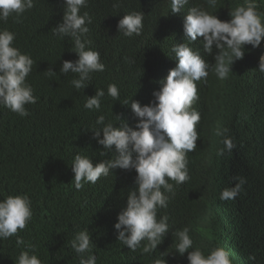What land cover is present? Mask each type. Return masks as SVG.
<instances>
[{
	"label": "trees",
	"instance_id": "trees-1",
	"mask_svg": "<svg viewBox=\"0 0 264 264\" xmlns=\"http://www.w3.org/2000/svg\"><path fill=\"white\" fill-rule=\"evenodd\" d=\"M242 2L217 0L213 8L206 0H189L179 14L172 15L170 0H88L80 14L87 12L92 17L91 24L86 22L87 35L90 47L100 52L105 70L92 73L90 84L80 90L70 84L78 77L58 71L68 55L69 41L55 37L52 24L62 15L65 0H35L20 22L14 17L0 21V29L16 33L17 44L34 59L30 81L37 98L35 104L26 105L27 117L0 106V200L26 194L33 213L23 230L0 240V264H16L21 251H33L29 244L35 245L34 254L42 264H79L80 256L70 241L85 229L96 264H153L156 259L180 264L177 260L187 259V253L176 252L178 240L173 234L185 227L193 249L219 246L231 253L233 264H264V73L258 70L259 61L248 63L244 57L234 62L226 79H219L212 70L215 46L209 55L204 52L203 37L194 43L184 37V17L190 8L202 7L229 21V13ZM132 11L144 13L143 29L140 35L126 37L117 26ZM257 11L264 14V0ZM183 42L212 66L207 79L196 82L198 99L192 107L201 116L196 125L199 139L197 148L186 157L190 179L179 185L170 180L175 194L166 193L168 206L157 211L158 220L168 216L169 231L155 251L144 254L146 241L132 251L118 241L114 227L129 191L137 187L135 169L110 170L107 177L101 176L95 184L84 183L77 190L71 164L76 154L90 157L94 164L115 158L114 150L102 149L92 139L96 119L104 115L105 123L119 126L126 121L135 127L138 121L130 102L137 100L143 106L154 100L153 92L162 87L160 81L178 64L172 46ZM249 55L255 54L247 51V59ZM50 67L56 72L53 76L45 74ZM109 84L118 86L119 100L107 94ZM96 89L105 91L101 109L84 108ZM125 100L129 106L122 104ZM231 107L243 115L235 125ZM217 127L228 128L235 145L222 156L217 155L225 147L223 137L215 135ZM235 174H242L246 183L237 197L221 200V192L238 182L232 178ZM239 198L255 201L256 228L253 218L245 216V207L224 202ZM237 213L242 214L240 224ZM17 236L23 245H17ZM250 255H255L254 261Z\"/></svg>",
	"mask_w": 264,
	"mask_h": 264
},
{
	"label": "clouds",
	"instance_id": "clouds-1",
	"mask_svg": "<svg viewBox=\"0 0 264 264\" xmlns=\"http://www.w3.org/2000/svg\"><path fill=\"white\" fill-rule=\"evenodd\" d=\"M235 3L238 0H232ZM263 0H243L232 10L229 21H222L217 15L204 10L202 7H192L184 17V37L195 42L203 37L204 52L211 55L213 49L218 50L214 55V67L202 58L199 51H194L189 43H176L172 53L178 64L160 81L162 87L153 92L154 100L147 105H141L137 100L130 102V108L137 118L135 127L123 121L119 126L105 123V116L100 115L93 125L92 139L96 140L102 149L114 150L115 158L93 163L92 159L82 154H76L71 164L74 173L75 187L81 189L84 183L95 184L101 176L107 177L110 170L135 169L136 188L129 191L127 205L118 214V222L114 225L117 239L132 251L141 248V242L146 241L142 253L155 251L169 231L168 216L157 219L159 208H167L170 197L166 193H174L173 184L177 185L190 179L187 168V153L197 148L199 134L196 125L200 113L194 109L193 103L198 99L197 81L205 80L209 69L215 72L219 79H226L232 71L236 60L245 57L246 62L259 61L258 70L264 73V14L257 11ZM35 0H0V21L7 22L14 17L20 22L21 16L34 7ZM189 0H170L172 15L179 14ZM210 7H215L217 0H206ZM88 0H65L62 15L53 22L52 32L55 37L69 41L67 57L63 58L58 67L61 74L73 73L70 84L76 89H85L90 83L94 72H103L100 52L90 47L92 41L88 38L92 17L81 8L87 7ZM118 7V3H114ZM144 13L132 11L123 16L118 22V31L126 37L140 35L143 29ZM255 55H249L247 51ZM256 64V63H255ZM34 69L33 57L23 50L16 42V33L7 28L0 29V106L6 107L21 117L30 113L28 104H35V89L30 81ZM48 76L56 72L50 67L45 71ZM107 94L114 100H119V89L116 84H109ZM105 96L103 89H96L94 96H88L84 108L100 110L101 101ZM200 98V93H199ZM129 106V101L123 103ZM213 110L214 106L212 105ZM232 125L243 118L237 107H231ZM202 114V110L200 111ZM119 119L121 117L117 116ZM228 128L217 127L215 135L223 137L224 148L218 150L222 156L224 151L231 152L234 141L227 135ZM103 155V153H101ZM235 186L224 189L220 194L221 200L237 197L246 179L242 174L232 177ZM163 189V190H162ZM247 200H249L247 202ZM245 207L246 217L253 218V226L258 222L254 217L253 204L250 198H239L237 202L224 201ZM30 198L25 195H9L0 200V240H7L23 230L32 217ZM238 214V213H237ZM239 224L242 214H238ZM176 252L183 256L187 253L185 264H233L231 253L223 248L204 251L197 246L193 249V240L189 228L177 230L173 234ZM24 241L17 236V245ZM70 247L79 256V264H96V256L92 253V241L87 229L79 231L70 241ZM28 249L20 252L16 264H42L34 254L35 245L29 244ZM250 255V260H255ZM153 264H167V261L156 259Z\"/></svg>",
	"mask_w": 264,
	"mask_h": 264
},
{
	"label": "bare ground",
	"instance_id": "bare-ground-1",
	"mask_svg": "<svg viewBox=\"0 0 264 264\" xmlns=\"http://www.w3.org/2000/svg\"><path fill=\"white\" fill-rule=\"evenodd\" d=\"M251 202L254 203L253 206H255V201H254V200H251ZM255 208H256V207H255Z\"/></svg>",
	"mask_w": 264,
	"mask_h": 264
},
{
	"label": "rangeland",
	"instance_id": "rangeland-1",
	"mask_svg": "<svg viewBox=\"0 0 264 264\" xmlns=\"http://www.w3.org/2000/svg\"><path fill=\"white\" fill-rule=\"evenodd\" d=\"M249 200H247V202H248Z\"/></svg>",
	"mask_w": 264,
	"mask_h": 264
}]
</instances>
